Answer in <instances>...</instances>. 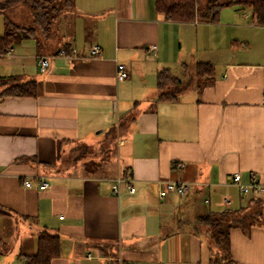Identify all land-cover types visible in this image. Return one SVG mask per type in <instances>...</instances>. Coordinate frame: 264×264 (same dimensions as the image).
Segmentation results:
<instances>
[{
    "label": "crops",
    "instance_id": "0c3cea01",
    "mask_svg": "<svg viewBox=\"0 0 264 264\" xmlns=\"http://www.w3.org/2000/svg\"><path fill=\"white\" fill-rule=\"evenodd\" d=\"M21 10L0 11V35L6 16L29 24ZM253 32L264 40L252 10L236 5L217 22H174L155 0H74L50 35L0 55V92L37 83L36 96L0 98V264H25L42 228L62 239L52 264H264V190L246 194L233 178L264 186V55L253 58ZM200 62L214 72L198 76ZM119 63L129 79L117 78ZM165 68L184 85L170 100L158 86ZM130 175L136 191L122 181L115 193ZM169 181L191 190L161 197ZM227 208L253 214L231 229L229 258L198 222Z\"/></svg>",
    "mask_w": 264,
    "mask_h": 264
},
{
    "label": "trees",
    "instance_id": "16d2710c",
    "mask_svg": "<svg viewBox=\"0 0 264 264\" xmlns=\"http://www.w3.org/2000/svg\"><path fill=\"white\" fill-rule=\"evenodd\" d=\"M29 4L32 21L28 25H20L6 16V31L0 35V55L6 54L14 44L24 37L37 36L41 33L48 36L58 15L72 7L74 0H6L0 3V11ZM239 6L252 10L259 25L264 26V0H155V7L165 17L174 22L203 21L217 22L223 8ZM214 66L209 62H200L197 73L200 77L210 76ZM158 86L161 91L160 98L170 100L183 89V80L175 76L170 69L165 68L159 72ZM8 95L36 96V81H27L12 84L0 92V98ZM94 168L95 163L88 164ZM5 211L0 209V213ZM252 213H242L241 210L227 208L220 212H209L201 215L198 222L204 225L215 245L230 257V232L236 226H251L249 222ZM248 228V227H247ZM0 241L2 236L0 233ZM62 239L60 234L47 228L38 233V249L31 255H24L25 264H52V260L61 254Z\"/></svg>",
    "mask_w": 264,
    "mask_h": 264
},
{
    "label": "built area",
    "instance_id": "2783aa9c",
    "mask_svg": "<svg viewBox=\"0 0 264 264\" xmlns=\"http://www.w3.org/2000/svg\"><path fill=\"white\" fill-rule=\"evenodd\" d=\"M156 46H152L151 49H154ZM101 53V47L98 45H94L92 47V54L93 55H98ZM39 65L42 71H45L47 66L49 65V59L45 58V57H41L39 59ZM131 77V71L129 70V68L127 67L126 64L124 63H119L117 65V78L119 80H126L129 79ZM181 165V163H180ZM234 181L238 184V186L240 187V189L248 194L251 190H257V191H263L264 190V186L258 181V179L256 178L255 175H253V183L252 184H244L241 182V174L240 173H236L234 175ZM122 181H125L127 183V186L130 190V192H135L136 191V187L134 185V181L131 178V175L124 180H120L113 186V189L115 191V193H119L120 192V183ZM25 185L28 187H32L33 186V181L31 179H26L25 180ZM50 186V182L46 179V178H41L39 180V189L43 190V189H47ZM191 190V185L188 182L185 181H169L167 182V184L162 187L159 191V195L161 197H165L171 193H175L178 195H185L187 194L189 191Z\"/></svg>",
    "mask_w": 264,
    "mask_h": 264
},
{
    "label": "rangeland",
    "instance_id": "374dc122",
    "mask_svg": "<svg viewBox=\"0 0 264 264\" xmlns=\"http://www.w3.org/2000/svg\"><path fill=\"white\" fill-rule=\"evenodd\" d=\"M19 7L22 9L20 11V13H19V16L20 17H25V15L29 12V14H27V15H29V17L27 18L28 19L27 22L31 23V21H32V14H31V11H30V8H29V4H24V5H21ZM231 9H233V8H231ZM52 28H53V26H52ZM252 34L254 36V41H253V46H252V47H254L253 58H257L258 54H260V57H261L262 54L264 55V40L262 39L263 37L259 33H257V32H253ZM105 136H106L105 133L101 134V136L98 137V142L97 143H99L100 141L104 140V137ZM97 143L93 147H90V149H89V151H88V153L86 155L87 156L86 158H88L90 156L92 157L93 156L92 154L95 151H97L98 146H99ZM103 143H104V141H103ZM103 143L101 142V144H103ZM103 146H105V144Z\"/></svg>",
    "mask_w": 264,
    "mask_h": 264
}]
</instances>
